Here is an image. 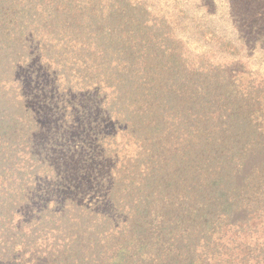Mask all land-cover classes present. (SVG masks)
<instances>
[{
  "label": "trees",
  "instance_id": "16d2710c",
  "mask_svg": "<svg viewBox=\"0 0 264 264\" xmlns=\"http://www.w3.org/2000/svg\"><path fill=\"white\" fill-rule=\"evenodd\" d=\"M0 264H264V79L145 0H0Z\"/></svg>",
  "mask_w": 264,
  "mask_h": 264
},
{
  "label": "rangeland",
  "instance_id": "374dc122",
  "mask_svg": "<svg viewBox=\"0 0 264 264\" xmlns=\"http://www.w3.org/2000/svg\"><path fill=\"white\" fill-rule=\"evenodd\" d=\"M171 23L174 33L194 55H206L229 69L243 65L254 78L264 79V0H145ZM255 2V3H254ZM262 9L260 25L246 22L244 10ZM238 17V20L236 18ZM90 201V197L84 200Z\"/></svg>",
  "mask_w": 264,
  "mask_h": 264
}]
</instances>
